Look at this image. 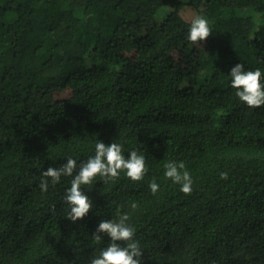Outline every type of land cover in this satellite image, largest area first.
Wrapping results in <instances>:
<instances>
[{
    "label": "trees",
    "instance_id": "trees-1",
    "mask_svg": "<svg viewBox=\"0 0 264 264\" xmlns=\"http://www.w3.org/2000/svg\"><path fill=\"white\" fill-rule=\"evenodd\" d=\"M201 12L212 33L193 44ZM238 63L264 82V0H0V264H90L110 243L99 223L123 213L142 264H264V106L235 95ZM98 141L148 172L82 185L93 207L73 223L72 177L43 192L41 172Z\"/></svg>",
    "mask_w": 264,
    "mask_h": 264
},
{
    "label": "clouds",
    "instance_id": "clouds-1",
    "mask_svg": "<svg viewBox=\"0 0 264 264\" xmlns=\"http://www.w3.org/2000/svg\"><path fill=\"white\" fill-rule=\"evenodd\" d=\"M211 33L207 19L198 15L190 21L187 39L193 44H198L206 41ZM230 76L231 87L236 90L235 95L242 103L253 109L264 106V82L259 69L246 71L245 66L238 63L231 68ZM164 169L166 179L180 185V191L185 195H191L193 180L183 162L169 161L165 163ZM121 172L133 182L143 181L148 172L145 156L132 150L126 158L122 145L116 142L106 145L98 141L95 145V155L89 157L86 162L78 165L75 159L69 157L59 168L48 167L46 171H42L39 187L43 192H47L49 182L56 185L62 177H72L71 186L64 194V202L69 208L67 219L75 223L83 219L93 207L92 201L81 190L82 185H92L97 177L104 183L115 181L119 179ZM220 178L227 179L228 174L221 173ZM149 187L153 195L160 190L155 179ZM137 207L136 203L131 204L132 209ZM129 220V214L123 213L118 219L102 220L99 223L93 239L99 242L102 240L101 234H106L110 243L98 256L91 259L90 264H142L143 250L135 239L136 230L128 223ZM118 241L124 242L125 246L118 244Z\"/></svg>",
    "mask_w": 264,
    "mask_h": 264
},
{
    "label": "rangeland",
    "instance_id": "rangeland-1",
    "mask_svg": "<svg viewBox=\"0 0 264 264\" xmlns=\"http://www.w3.org/2000/svg\"><path fill=\"white\" fill-rule=\"evenodd\" d=\"M167 8H169V7L167 6ZM199 16H203L205 19H207V18H206V16L203 14V12L199 13ZM207 21L209 22V20H208V19H207ZM209 24H210V22H209ZM98 62H99V63H101V62H102V60H98ZM245 253L248 255V253H249V250H248V251L246 250V251H245Z\"/></svg>",
    "mask_w": 264,
    "mask_h": 264
}]
</instances>
